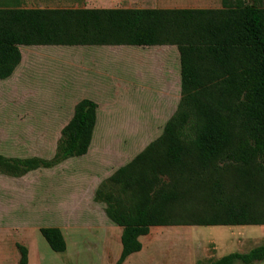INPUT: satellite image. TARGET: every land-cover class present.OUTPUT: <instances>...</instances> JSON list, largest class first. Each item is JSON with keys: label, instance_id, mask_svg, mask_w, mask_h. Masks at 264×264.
<instances>
[{"label": "rangeland", "instance_id": "rangeland-1", "mask_svg": "<svg viewBox=\"0 0 264 264\" xmlns=\"http://www.w3.org/2000/svg\"><path fill=\"white\" fill-rule=\"evenodd\" d=\"M4 6L212 8L220 0H0ZM32 46L12 52L19 59L0 78V156L51 162L82 97L95 104L96 122L85 154L19 176L0 172V264H17L19 245L27 249L26 264H115L121 228L144 206L148 232L120 264H211L264 244L253 47L216 54L231 61L230 75L243 76L249 91L211 109L208 102L170 108L133 94L132 78L128 84L117 60L106 57L112 50ZM41 226L60 229L64 252L50 249Z\"/></svg>", "mask_w": 264, "mask_h": 264}, {"label": "trees", "instance_id": "trees-1", "mask_svg": "<svg viewBox=\"0 0 264 264\" xmlns=\"http://www.w3.org/2000/svg\"><path fill=\"white\" fill-rule=\"evenodd\" d=\"M205 45L217 47H253L257 60L259 103L256 137L262 147L264 162V0H220V6L212 8H156V7H0V78L19 56L15 45ZM222 51V49H221ZM220 52V51H218ZM217 52V53H218ZM216 53V54H217ZM218 60L223 59L216 55ZM233 68L237 62H232ZM225 68V67H224ZM220 69L226 77L219 80L220 92L214 101L232 98L246 99L248 85L230 75V69ZM217 70V69H216ZM229 102V101H228ZM209 104L207 105L209 108ZM202 109V108H200ZM96 122L95 104L92 100L80 99L72 108L68 121L61 127L56 152L52 163L67 157L80 156L87 152ZM50 160L29 158H3L0 172L19 176L39 166L51 165ZM40 235L54 252H64L65 241L56 226H41ZM148 232L146 207H142L131 224L123 225L120 231V253L115 264H120L128 255L140 249L139 236ZM17 264H26L27 249L19 245ZM264 260V244L246 252H229L211 264H250Z\"/></svg>", "mask_w": 264, "mask_h": 264}, {"label": "crops", "instance_id": "crops-1", "mask_svg": "<svg viewBox=\"0 0 264 264\" xmlns=\"http://www.w3.org/2000/svg\"><path fill=\"white\" fill-rule=\"evenodd\" d=\"M30 46L32 45H15L14 48L19 51L20 47ZM136 46L139 47L133 50L118 45H110L103 49L95 48L92 45L43 47L77 48L89 50V52L112 50L110 56L106 57L111 62L117 60L127 82L130 81L129 78H132L133 94H141L143 99L150 101L165 102L166 104L169 102L170 108L171 102L216 100V94L221 91L219 80L226 77V74H220V69L224 67L227 69L228 64L227 60H218L216 53L221 49H227L228 46L167 44ZM140 78H145L146 83L138 82L137 80ZM128 89L129 85L123 87L125 92ZM81 99L91 100L88 97Z\"/></svg>", "mask_w": 264, "mask_h": 264}]
</instances>
